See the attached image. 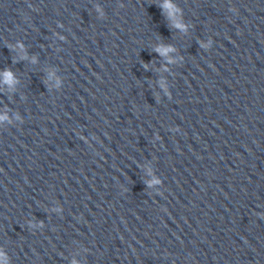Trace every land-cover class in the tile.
I'll use <instances>...</instances> for the list:
<instances>
[{"label": "clouds", "instance_id": "1", "mask_svg": "<svg viewBox=\"0 0 264 264\" xmlns=\"http://www.w3.org/2000/svg\"><path fill=\"white\" fill-rule=\"evenodd\" d=\"M8 79H11L10 74L8 75Z\"/></svg>", "mask_w": 264, "mask_h": 264}]
</instances>
